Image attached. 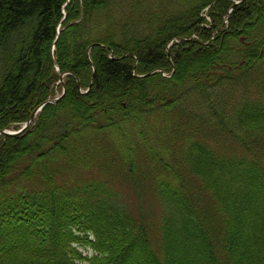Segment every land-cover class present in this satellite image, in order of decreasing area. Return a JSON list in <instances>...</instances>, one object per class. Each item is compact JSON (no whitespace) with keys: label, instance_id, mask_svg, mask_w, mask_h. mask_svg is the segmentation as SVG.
Here are the masks:
<instances>
[{"label":"trees","instance_id":"trees-1","mask_svg":"<svg viewBox=\"0 0 264 264\" xmlns=\"http://www.w3.org/2000/svg\"><path fill=\"white\" fill-rule=\"evenodd\" d=\"M61 73L0 136V264H264V0H0V131Z\"/></svg>","mask_w":264,"mask_h":264},{"label":"rangeland","instance_id":"rangeland-1","mask_svg":"<svg viewBox=\"0 0 264 264\" xmlns=\"http://www.w3.org/2000/svg\"><path fill=\"white\" fill-rule=\"evenodd\" d=\"M65 80V79H64ZM82 91H86L87 89H82ZM62 92V88L59 90L58 94ZM57 94V95H58ZM109 184L114 187L115 190H117L120 193L119 200L128 207L132 212H134L137 215L142 216L145 219H148L149 221L154 223V226H157V223L160 219L158 216V213L156 212V208H158L159 203L151 201L150 193H144L139 195H136L135 192L129 191L127 188V185L124 184L121 180H110ZM150 222H148L149 224Z\"/></svg>","mask_w":264,"mask_h":264},{"label":"water","instance_id":"water-1","mask_svg":"<svg viewBox=\"0 0 264 264\" xmlns=\"http://www.w3.org/2000/svg\"><path fill=\"white\" fill-rule=\"evenodd\" d=\"M62 96H63V95H62ZM62 96L57 97V98H55V99L48 100V101H46L45 103H43L41 106H39V107L36 109V111L32 114L30 122L27 123V124L25 125V127H24L23 129H21L20 131H16V132H11V131H0V134H6V135H17V134H20V133L23 132V130H25V129L27 128V126H28V125L34 120V118L36 117V113H37V111H38L39 109H42V108H43L46 104H48V103H56V102H58V101L62 98Z\"/></svg>","mask_w":264,"mask_h":264}]
</instances>
